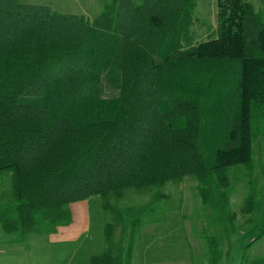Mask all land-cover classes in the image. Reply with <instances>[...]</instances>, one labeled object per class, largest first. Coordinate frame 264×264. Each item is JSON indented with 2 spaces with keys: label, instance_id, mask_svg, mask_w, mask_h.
<instances>
[{
  "label": "trees",
  "instance_id": "16d2710c",
  "mask_svg": "<svg viewBox=\"0 0 264 264\" xmlns=\"http://www.w3.org/2000/svg\"><path fill=\"white\" fill-rule=\"evenodd\" d=\"M196 6L112 0L89 21L0 0V176L11 175V198L0 206L5 233L19 240L51 233L71 222V202L185 175L195 177L210 210L206 228L217 225L219 233L223 211L232 227L224 231L232 233L234 169L246 178L241 212L252 222L261 204L253 137L264 138V12L246 0H216L215 35L193 43ZM103 70L118 97L87 95ZM30 94L42 95L38 106L21 100ZM158 200L125 209L105 201L111 221L90 264H115L111 239L125 213L129 236L119 264H131L141 217ZM263 235L264 218L244 250ZM201 239L204 264H217L222 238L203 227ZM239 264H264V257L242 254Z\"/></svg>",
  "mask_w": 264,
  "mask_h": 264
},
{
  "label": "rangeland",
  "instance_id": "374dc122",
  "mask_svg": "<svg viewBox=\"0 0 264 264\" xmlns=\"http://www.w3.org/2000/svg\"><path fill=\"white\" fill-rule=\"evenodd\" d=\"M24 4H34V5H45L50 7V9L59 15L72 16L73 18L83 17L86 20H93L98 16L105 3H109L112 0H19ZM137 2V0H135ZM253 4L255 9L262 10L264 12V0H246ZM216 0H197V6L194 12V21L190 27V32L192 34L193 43L203 42L215 35L216 30ZM89 90L87 95L90 97H97L101 99L106 98H116L119 96L120 89L117 87L115 79L108 75L106 70H103L100 75V80L95 85H89ZM25 103L38 106L41 103V94H30L25 95L21 98ZM253 157L255 159L256 174L258 175V189L261 195V204L258 214H256L251 223L246 224L245 220L247 216L243 215L241 212V207L243 205V200L247 193L246 178L242 175V169L231 170L228 172V182L231 188L230 195V210L235 214V233L231 234L224 231V226L231 227L225 221V214L221 211V218L223 219L222 225L218 226L216 232V227L211 226L207 229V224H205L204 215L209 214L210 210L208 208L196 211V205L194 206V199L197 197L198 193L196 191V179L193 175H185L181 182L175 180H168L159 187L151 186H139V187H128L121 188L120 190H112L106 194L105 197L100 195H93L89 199V213H90V228L87 236L83 239L85 244H98L103 240L104 237V225L111 221L110 212L103 208V203L109 202L119 208H139L147 205L153 201L156 194H159L158 206H153L155 208L153 212L148 215H143L142 220H146L145 225L151 224V228L154 229L153 232H157L165 229L169 226H175L177 232L171 234L166 239L176 237L177 240H181L179 237L182 232H184L188 241H191L190 234L192 238L202 236V228L204 227L207 233L214 234L222 238V250L227 249L233 252L247 251L244 252L247 258L254 256L255 251H264V235L254 242L249 248L244 250V246L247 240L252 239L257 235L258 229L261 227L264 218V138L255 134L253 137ZM196 195V197H195ZM11 198V175L3 174L0 176V206L6 205ZM201 203V201H200ZM221 206V203L219 204ZM195 209V210H194ZM198 210V209H197ZM196 211V215H194ZM128 214H124V223L114 225L113 236H112V246L113 251H115L116 260L118 258V251L120 246H125L128 241L129 236V226L127 224ZM153 219V220H151ZM160 221H154V220ZM150 220V221H149ZM155 222L156 224H154ZM190 227H192V233L189 232ZM251 227V228H250ZM250 228V230H249ZM140 226L138 227L139 233ZM230 229V230H231ZM161 232V231H160ZM240 234L237 237V234ZM135 236L136 239L140 238V233ZM0 235H12L7 234L0 227ZM250 236L247 239V236ZM142 240V239H141ZM202 241H196L198 245L195 251H206L207 246L203 239ZM172 242V241H171ZM136 243V242H134ZM41 247V246H40ZM39 247V248H40ZM38 249V248H37ZM72 251V247L69 245L62 246L61 249L58 247L47 248L44 246L42 251ZM235 255V253H234ZM241 255V254H240ZM118 261H116L117 263Z\"/></svg>",
  "mask_w": 264,
  "mask_h": 264
},
{
  "label": "crops",
  "instance_id": "0c3cea01",
  "mask_svg": "<svg viewBox=\"0 0 264 264\" xmlns=\"http://www.w3.org/2000/svg\"><path fill=\"white\" fill-rule=\"evenodd\" d=\"M89 199L90 197L71 202L68 205L71 222L57 226L54 232L28 234L21 240L16 235H0V264H90V258L102 252L104 243L103 240L98 244H85L83 241L90 228ZM193 203L197 206L196 211H199L201 209L200 199L193 197ZM196 211L194 215L198 216ZM151 224L140 225V238L139 240L137 238L134 243L131 264H204L206 251H195L198 245L196 241H202L199 237L195 239L190 234L191 241H188L182 232L179 236L181 240H177L175 236L172 239H166L177 232L176 227L169 226L160 230L161 232L158 230L153 232ZM190 229L189 232L192 233V227ZM239 236L238 233L237 237ZM249 237L248 235L247 239ZM65 245L71 246L72 251H42L44 246L61 249ZM244 252L247 251L243 253L237 251L230 255L231 251L224 249L217 264H239ZM112 253L115 264H119V251L117 260L115 251ZM255 253L249 258L264 257V251H255Z\"/></svg>",
  "mask_w": 264,
  "mask_h": 264
}]
</instances>
